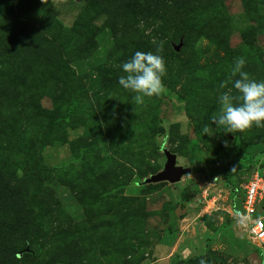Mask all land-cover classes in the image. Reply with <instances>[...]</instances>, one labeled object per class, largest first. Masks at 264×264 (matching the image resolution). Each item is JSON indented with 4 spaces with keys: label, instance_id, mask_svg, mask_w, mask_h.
<instances>
[{
    "label": "rangeland",
    "instance_id": "374dc122",
    "mask_svg": "<svg viewBox=\"0 0 264 264\" xmlns=\"http://www.w3.org/2000/svg\"><path fill=\"white\" fill-rule=\"evenodd\" d=\"M158 48L137 104L122 65ZM237 57L264 81V0H0V264H264L237 215L264 128L210 119ZM165 153L188 173L150 183Z\"/></svg>",
    "mask_w": 264,
    "mask_h": 264
},
{
    "label": "clouds",
    "instance_id": "9594fccd",
    "mask_svg": "<svg viewBox=\"0 0 264 264\" xmlns=\"http://www.w3.org/2000/svg\"><path fill=\"white\" fill-rule=\"evenodd\" d=\"M160 51V48L157 49V54L137 51L122 65V70L127 75L120 76L118 84L123 89L135 93L132 98L137 104H143L145 97L158 95L164 87L162 78L166 74V66L163 56L158 54ZM245 64L244 57L235 58L231 74H238L239 78L232 82V88L238 94L233 95L230 91L221 93L220 111L210 117L212 124L223 127L226 133L243 131L253 125L264 128V81L257 82L250 78L249 74L243 71ZM221 87H224V84H221ZM202 133L212 136V129L205 125ZM164 140H167V136ZM201 264H204V261H201Z\"/></svg>",
    "mask_w": 264,
    "mask_h": 264
},
{
    "label": "built area",
    "instance_id": "2783aa9c",
    "mask_svg": "<svg viewBox=\"0 0 264 264\" xmlns=\"http://www.w3.org/2000/svg\"><path fill=\"white\" fill-rule=\"evenodd\" d=\"M240 226L246 235L260 246L264 245V172L253 170L243 187Z\"/></svg>",
    "mask_w": 264,
    "mask_h": 264
},
{
    "label": "water",
    "instance_id": "95a60500",
    "mask_svg": "<svg viewBox=\"0 0 264 264\" xmlns=\"http://www.w3.org/2000/svg\"><path fill=\"white\" fill-rule=\"evenodd\" d=\"M167 163L163 172L154 175L148 180L150 183L169 182L172 184L178 183L182 176L188 173V170H182L175 166V156L169 153H165Z\"/></svg>",
    "mask_w": 264,
    "mask_h": 264
},
{
    "label": "trees",
    "instance_id": "16d2710c",
    "mask_svg": "<svg viewBox=\"0 0 264 264\" xmlns=\"http://www.w3.org/2000/svg\"><path fill=\"white\" fill-rule=\"evenodd\" d=\"M235 170V165L234 164H230L229 166H227V168L224 171V176L226 180H229L233 171Z\"/></svg>",
    "mask_w": 264,
    "mask_h": 264
}]
</instances>
